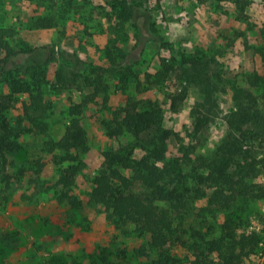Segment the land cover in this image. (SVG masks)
<instances>
[{"label":"rangeland","instance_id":"rangeland-1","mask_svg":"<svg viewBox=\"0 0 264 264\" xmlns=\"http://www.w3.org/2000/svg\"><path fill=\"white\" fill-rule=\"evenodd\" d=\"M114 1L121 0H0V28H12L33 49L12 61L19 70L9 71L31 92L11 95L5 112L19 137L18 148L0 159V264L144 261L137 253L146 238L136 236L133 225L112 221L89 196L101 153L112 145L101 122L117 106L120 73L128 75L132 91L137 79L148 85L144 96L160 101L163 126L176 134L164 165L177 158L184 166L187 159L199 171L228 134L240 140V155L229 169L240 182L235 198L227 205L209 203L213 187H203V196H194L173 216L176 252L184 255L192 230L213 238L225 230L239 234L264 226V0H125L149 12L155 34L147 30L146 17L136 20L139 33L130 20H119ZM182 55L203 60L198 72L203 83L193 84L185 103L170 112L153 76L160 60L179 61ZM7 76L1 96L10 94ZM209 84L215 85L213 93L204 90ZM80 103L86 145L76 151L81 167L67 192L56 185L67 163L51 159L63 155L52 145L69 124L70 105ZM198 107L210 119L194 134L192 111ZM232 124L243 133L232 132ZM39 159L47 163L37 171ZM242 264L262 263L249 255Z\"/></svg>","mask_w":264,"mask_h":264},{"label":"trees","instance_id":"trees-1","mask_svg":"<svg viewBox=\"0 0 264 264\" xmlns=\"http://www.w3.org/2000/svg\"><path fill=\"white\" fill-rule=\"evenodd\" d=\"M53 1L70 3L73 0ZM111 7L113 10L118 9L119 20H130L137 33L140 28L136 20L146 17L147 30L155 34V25L149 22V12L140 10V5L121 0L114 1ZM41 25L49 26L47 22ZM32 53L33 49L23 45L15 30L0 28V83L7 73L6 84L10 92L7 96L0 95V159L3 162L5 154L18 148L16 139L19 134L8 127L5 119V112L11 105V95L31 92L29 84L11 78L9 71L21 67L13 64L14 59ZM203 68V60L191 56L182 55L179 61L160 60L152 82L161 90L164 98L162 102L170 112H176L185 103L193 84L203 83L198 73ZM130 74L137 79L134 74ZM34 79H38L37 74ZM128 81V75L119 74L116 84L119 93L117 106L108 109L101 122L112 145L101 153V163L91 181V201L97 207L105 208L112 221L133 225L135 235L146 238L137 253L144 257L141 264H242L243 257L257 252L259 243L264 240L262 234H238L234 229L222 231L217 237L211 238L206 233L192 230L185 244V253L181 256L176 252L179 239L173 219L191 198L204 195L203 187L207 184L213 187L209 203L219 201L227 205L233 201L240 182L230 175L229 169L240 155L239 137L228 134L226 141L217 147L214 158L202 163L199 171L193 166L188 167L187 159L184 166L177 162V158L169 166L164 165L168 143L176 138V134L163 126L164 109L158 105L160 101L144 96L143 91L149 90L148 85L137 79L132 91ZM214 88V84H209L204 90L213 93ZM39 89L40 85L36 90ZM82 108L83 103L70 105L69 124L60 139L52 145V148L61 150L63 155H52L51 159L67 163L60 169L56 180V185L67 192L74 185L81 167L76 151L84 149L86 145L85 131L79 118ZM192 116L194 134L200 133L210 118L200 107L192 111ZM230 128L232 132L243 133L233 124ZM46 163L43 159L37 160V171ZM194 184L196 189L193 188ZM67 199L71 200L69 195Z\"/></svg>","mask_w":264,"mask_h":264},{"label":"built area","instance_id":"built-area-1","mask_svg":"<svg viewBox=\"0 0 264 264\" xmlns=\"http://www.w3.org/2000/svg\"><path fill=\"white\" fill-rule=\"evenodd\" d=\"M262 181L264 182V176L262 177ZM251 232H256L264 236V226L260 227L257 225L250 227V230L247 233L249 234ZM251 256H254L257 261H260V263L264 264V240L259 243L257 252Z\"/></svg>","mask_w":264,"mask_h":264}]
</instances>
